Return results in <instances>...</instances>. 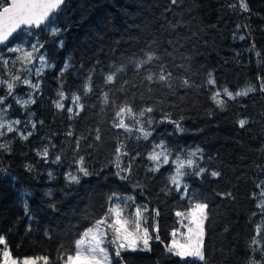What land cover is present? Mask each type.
Masks as SVG:
<instances>
[{
    "label": "trees",
    "instance_id": "1",
    "mask_svg": "<svg viewBox=\"0 0 264 264\" xmlns=\"http://www.w3.org/2000/svg\"><path fill=\"white\" fill-rule=\"evenodd\" d=\"M244 2L247 12L239 6L241 0H177L176 4L171 0H68L55 14L61 29L58 35H50L45 26L32 30L52 67L39 77L35 104L23 109L11 97L6 101L12 104L9 119H20L19 127L32 135L27 140L16 133L0 138V143L8 144L0 150V235L14 257L44 255L50 264H62L74 253V240L105 211L107 194L119 191L133 195L136 205H147L146 226L153 239L151 251H122L114 264H189L165 251L171 233L179 227L176 211L187 210V200H181L180 193L161 191L171 187L167 177L174 166L148 171L153 162L147 154L153 143L164 141L173 155L203 149L198 163L207 171L202 177L185 176L184 181L190 192L208 203L206 264H250L253 259L264 264L262 252L253 251L264 249V215L256 207L264 199L257 188L264 182V91L260 90L264 85V0ZM17 43L21 33L10 41ZM145 51H155L161 59L137 72L129 59L142 58ZM65 63L72 66L61 76ZM159 64L172 73L174 93L160 84H152L149 91L144 77L150 71L159 72ZM113 65H124L125 70L114 84L106 85L105 75ZM89 74L92 92L82 95L84 109L70 119V97L82 92ZM185 77L194 82L193 87L182 86ZM210 78L215 86L208 84ZM224 88L253 91L235 100L225 98L226 107L221 110L211 96ZM61 89L69 97L63 101V111L54 106ZM30 91L23 85L16 88L25 98ZM105 91L108 105L103 103ZM111 101L129 103L135 109L152 106L148 114L153 117L152 136L137 140L135 131L114 128L116 108ZM166 115L180 120L185 131L178 132ZM241 119L247 121L244 128L239 126ZM126 122L134 124L130 119ZM97 129L100 140L95 139ZM69 131L73 135H67ZM81 137L76 152L75 141ZM118 142L129 153L121 157L125 164L135 157L128 180L115 175ZM45 148L47 159L42 156ZM57 155L61 159L54 162ZM78 156L84 157L94 174L69 184L66 176L76 174ZM212 171L219 172V177H212ZM138 182L142 188L133 187ZM218 193H231V197ZM134 211L132 206L126 215ZM254 237L261 241L259 246L252 244ZM191 264L201 262L191 259Z\"/></svg>",
    "mask_w": 264,
    "mask_h": 264
},
{
    "label": "snow or ice",
    "instance_id": "2",
    "mask_svg": "<svg viewBox=\"0 0 264 264\" xmlns=\"http://www.w3.org/2000/svg\"><path fill=\"white\" fill-rule=\"evenodd\" d=\"M65 0H0V89L4 90V94L0 95V138L7 136L10 133H16L21 139L27 140L31 131H27L19 127L21 125L20 119H9L8 113L12 108V104L6 103L9 97L15 101L21 108L27 109L30 105L36 103V95L40 90L39 77L43 75L45 69L52 67L51 64L45 58L41 49L44 47L43 43L39 40L38 36H35L33 29H40L41 26H45L50 35L56 36L61 29L55 23L56 15ZM172 4H176L177 0H171ZM235 6V5H233ZM243 11L247 12L248 5L241 0L239 5ZM16 33H21V43L10 44V38ZM24 37H31V40L24 39ZM243 40L244 36H240ZM62 46V41H57ZM154 43V42H153ZM151 48V45H149ZM14 53L15 56H9L8 54ZM161 58L155 51H145L142 58L132 60L129 59V63H132L137 72L140 69L145 68L146 65H152L154 61H159ZM72 65L65 63L60 75L67 71ZM159 72H148L144 79L148 82L149 91H152V84H160L166 87L170 92L174 93L175 89L171 83L172 73L165 71L163 64L157 65ZM113 70L109 71L105 75V84L111 85L116 82L119 73L125 70L124 65L112 66ZM35 77V82L33 81ZM126 83V82H125ZM181 84L184 88H191L194 86V82L185 77L182 79ZM208 84L215 86V80L209 79ZM26 86L31 91L24 96L16 93V88L19 86ZM261 91H264V85L261 86ZM253 91L252 88H248L243 91H230L228 88H224L222 93L217 90L211 96V100L216 104L218 108L224 110L227 100H235L241 96H247L249 92ZM92 92V77L91 74L87 77L83 90L80 93L73 94L70 97L71 106L67 108L70 114L69 118L78 116L80 111H83L84 105L81 103L82 95ZM58 99L54 101L56 109L63 111L65 105L63 101L69 99L65 92L61 89L57 93ZM226 98V99H225ZM103 103L108 105L110 103L109 93L104 92ZM115 106V114L112 126L117 129H123L127 133L135 131L138 133L136 139L147 140L152 136L153 129V117L148 115L153 112L152 106H144L139 109H135L129 103L116 104L115 101H111ZM75 109V110H74ZM34 115V113H29ZM132 120L134 124H129L126 121ZM165 119L169 123H173L178 132L183 133L185 129L182 127L180 120H171L169 116H165ZM183 119V117H181ZM27 121L25 127H27ZM239 126L244 128L247 121L244 119L239 120ZM32 129L36 128V122H31ZM96 140H100L99 129L96 130ZM67 135L71 136L73 133L69 131ZM83 137L78 138L75 141V151L79 152L80 140ZM8 148L7 143H0V150ZM39 154V153H38ZM49 153L45 148L42 156L47 159ZM128 151L125 150V145L118 142L115 149V167L117 171L115 175L121 180H128L132 175V164L135 157H132L127 164L121 159L123 156H128ZM147 158L153 162L152 166L148 168L150 172H158L160 168L172 164L174 171L167 177V184L171 185L161 189L165 195L172 191L180 193L181 200H187L186 211H176V216L181 218V224L186 227V233H178L173 231L171 233L172 240L169 244L165 245V251L171 256L178 257L181 261L188 260L191 264V259L198 260L201 264H206V257L204 253V221L207 219L208 203L206 200H202L200 195L195 192L189 191L188 184L184 181L185 176L194 175L202 177L207 169L201 167L198 163L203 159V149L197 147L194 150L187 152H178L173 155L172 150L164 141L159 143H153L152 151L147 154ZM61 157L57 155L54 162H59ZM76 174L69 172L66 176L69 184L80 183L82 177H88L93 175L89 169L85 166L83 156H78L75 160ZM212 177H219L220 173L212 171L210 173ZM134 188H142V185L138 182L133 185ZM257 188L260 189L259 195L264 197V182L257 184ZM223 195L231 197V193H223ZM256 194L253 193V198ZM135 206L134 215H126L127 210ZM105 211L99 213L93 219V223L90 227L86 228L82 234L74 240V254L67 255L65 264H112V257L107 245H111L115 249V256L120 257L122 251H151L150 241L153 239V235L147 227V217L145 213L148 212L147 205H136L135 197L133 195L122 194L119 191H111L107 194L105 204L102 205ZM257 208L261 210V214L264 215V199L260 200ZM25 213L28 214L27 202H24ZM255 215V213H253ZM155 216H159V211H155ZM183 220H187V225L183 224ZM154 230L158 231V229ZM47 235V233H46ZM180 239H177V236ZM256 236H260V226L256 228ZM157 241L160 240L159 235H155ZM253 245L259 246L261 241L253 238ZM0 245L4 246L2 250V261L0 264H50L48 256H36L25 257L22 260L13 258L10 249L7 246V241L3 235H0ZM61 248L64 246L61 245ZM253 251H261L264 255V249L259 247L254 248ZM191 258V259H189ZM250 264H260L256 260H251Z\"/></svg>",
    "mask_w": 264,
    "mask_h": 264
},
{
    "label": "rangeland",
    "instance_id": "3",
    "mask_svg": "<svg viewBox=\"0 0 264 264\" xmlns=\"http://www.w3.org/2000/svg\"><path fill=\"white\" fill-rule=\"evenodd\" d=\"M207 212V210H206ZM206 221L207 219L204 221V253H205V235H206ZM178 223H179V227L175 230L177 231L178 233H186L187 232V229L186 227H183L182 224H181V218H178ZM188 221L187 220H183V224L184 225H187ZM181 237L178 235L177 236V239H180ZM107 247L109 248V252H110V255L112 257V264H114V259H115V249L113 246L111 245H107ZM4 246L0 245V261H2V250H3ZM9 248V247H8ZM12 254V253H11ZM74 254V253H73ZM13 256V255H12ZM13 258H16L18 260H22L23 258H17V257H14ZM191 259V258H189ZM62 264H65V260L63 261Z\"/></svg>",
    "mask_w": 264,
    "mask_h": 264
},
{
    "label": "water",
    "instance_id": "4",
    "mask_svg": "<svg viewBox=\"0 0 264 264\" xmlns=\"http://www.w3.org/2000/svg\"><path fill=\"white\" fill-rule=\"evenodd\" d=\"M68 0H65V3L67 2ZM9 3L11 2V0H9L8 1ZM65 3H64V5H65ZM64 5H62V7L64 6ZM0 11H2V9L0 10ZM43 27V25L41 26V28ZM40 28V29H41ZM18 35V33H16V34H14V36L12 37V38H10V41L14 38V37H16ZM2 46H0V48H1ZM0 91H1V89H0Z\"/></svg>",
    "mask_w": 264,
    "mask_h": 264
}]
</instances>
